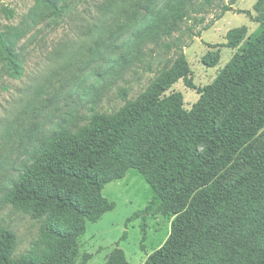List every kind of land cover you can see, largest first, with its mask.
Listing matches in <instances>:
<instances>
[{
    "label": "trees",
    "instance_id": "16d2710c",
    "mask_svg": "<svg viewBox=\"0 0 264 264\" xmlns=\"http://www.w3.org/2000/svg\"><path fill=\"white\" fill-rule=\"evenodd\" d=\"M235 1L104 0L95 32L83 40L73 58L59 65L71 75L55 91L48 78L0 135L1 201L38 221L41 239L30 250L16 253V233L0 225V264H76L84 222H96L114 208L103 187L123 178L130 168L144 177L174 216L166 242L142 264L182 263L220 202L212 196L200 208L218 169L248 155L264 128V0L254 3L255 16L245 11L260 24L259 32L248 37L210 83L197 88L199 97L188 109L182 93L166 94L178 80L195 87L181 36L162 44L175 48L174 58L157 68L135 98L126 99V91L122 93L124 103L110 112L90 106L82 115L71 105L62 112L59 96L66 85L85 91L83 81L90 77L103 81L105 76L120 75L142 60V48L148 43L158 44L179 32L187 39L199 36L194 27L203 24L201 15L219 10L210 23L199 26L208 29L232 10ZM68 8L64 0L56 1L45 17L57 22ZM190 20L192 24L183 29ZM246 35L244 25L231 28L224 45L236 48ZM15 36L0 20L2 61L20 73L24 57ZM77 58L81 64L73 69ZM217 61L204 64L213 67ZM42 93L47 97L41 98ZM256 107V119L246 128ZM223 246L252 255L248 262L239 255L231 264H264L263 231L235 229Z\"/></svg>",
    "mask_w": 264,
    "mask_h": 264
},
{
    "label": "rangeland",
    "instance_id": "374dc122",
    "mask_svg": "<svg viewBox=\"0 0 264 264\" xmlns=\"http://www.w3.org/2000/svg\"><path fill=\"white\" fill-rule=\"evenodd\" d=\"M56 1L62 0H0L1 23L9 33L16 35L14 40L22 47L24 57L20 73H16L2 61L0 52V135L18 111L26 107L32 92L42 84L45 86L48 78L52 79L54 91L61 87L63 78L71 75V71L62 70L59 65L77 54L83 40L95 32L93 28L101 20L99 6L104 4V0H64L69 4L68 10L57 22L52 21L45 15L50 11V4ZM256 1L236 0L231 5L232 10L205 30L200 27L210 23L219 10L201 15L203 24L194 27L196 32L200 31L199 36L187 39L179 32L173 38H162L158 44L148 43L142 48L140 62H134L118 76H108L112 79L107 76L103 81L91 77L86 79L83 81L85 91L66 85L59 96V110L69 111L71 105L82 115L88 113L90 106L110 112L124 103L121 95L125 91L126 99L135 98L154 78L157 68L169 58H174L175 48L166 49L162 44L173 41L176 36H181L186 42L182 50L195 87L188 88L178 80L166 94L182 93L184 107L190 108L199 97L197 88L210 83L231 56L240 51L248 37L259 32L260 24L245 13L248 10L251 16L256 15L253 9ZM192 22H184L182 28ZM243 25L247 27L244 41L236 48L226 47V32ZM216 58L215 66L204 64ZM76 63L80 65L81 59H76L73 69L77 67ZM56 71L60 72L58 76H55ZM93 84L95 87L92 89ZM48 92L51 93L50 90ZM96 92H99L97 96ZM46 97V93L41 94V98ZM258 109L256 107L246 121V128L255 121ZM209 189L200 208L212 196L220 202L187 249L181 264H231L239 255L248 262L252 255L226 250L223 242L228 233L238 228L247 232H264V128L249 148L248 155L218 169ZM102 193L114 202V208L96 222H84L86 230L78 239L75 263L142 264L149 253L166 242L174 216L155 197L144 177L133 168L128 169L123 178L105 184ZM62 218L72 219L70 215ZM0 225L9 226L16 233V253L28 251L35 242H41L39 222L3 203L1 198Z\"/></svg>",
    "mask_w": 264,
    "mask_h": 264
}]
</instances>
